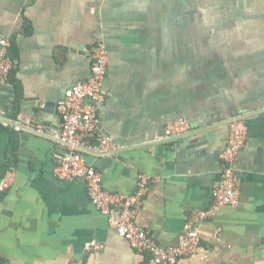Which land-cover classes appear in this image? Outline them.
Wrapping results in <instances>:
<instances>
[{
    "label": "crops",
    "instance_id": "1",
    "mask_svg": "<svg viewBox=\"0 0 264 264\" xmlns=\"http://www.w3.org/2000/svg\"><path fill=\"white\" fill-rule=\"evenodd\" d=\"M0 39L10 40L13 63L0 86V168L11 165L0 174V185L9 176L0 264L146 261L91 204L83 182L55 177L66 148L31 116L51 104L58 139L56 105L88 78L96 44L108 54L98 119L113 149L95 151L89 138L81 152L103 189L132 195L146 175L136 224L159 245H177L211 203L226 122L250 113L235 164L239 203L196 222L199 249L178 264H264V0H0ZM178 120L198 132L191 149L160 140ZM92 241L103 250L86 253Z\"/></svg>",
    "mask_w": 264,
    "mask_h": 264
},
{
    "label": "built area",
    "instance_id": "2",
    "mask_svg": "<svg viewBox=\"0 0 264 264\" xmlns=\"http://www.w3.org/2000/svg\"><path fill=\"white\" fill-rule=\"evenodd\" d=\"M10 48V40L0 39V86L6 84L13 69ZM90 61L88 78L66 90L56 105L60 121L58 139L63 143L66 152L55 168V177L59 180L83 182L91 204L107 218L109 226L136 254L146 257L144 264H178L181 259L196 254L199 249L201 237L194 224L213 220L222 207H236L239 203L240 182L235 164L246 143L247 123L242 119L228 124L227 142L220 154V175L213 184L212 200L208 208L190 218L185 224L184 236L177 245L161 246L144 228L136 224L137 212L150 184L148 177L139 176L137 191L132 195L109 193L103 189L102 175L87 165L80 150L86 144L84 140L89 138L96 139L97 146L93 147L95 151L106 153L113 149L110 139L101 134L98 119V109L106 100L102 84L106 75L108 54L102 44L94 45ZM193 131L194 128L187 121L178 120L167 125L160 140H177ZM8 179L9 176L5 175L0 185V193L9 188ZM219 233V230L215 231L216 238ZM101 250L103 245L94 241L84 246L86 253Z\"/></svg>",
    "mask_w": 264,
    "mask_h": 264
},
{
    "label": "water",
    "instance_id": "3",
    "mask_svg": "<svg viewBox=\"0 0 264 264\" xmlns=\"http://www.w3.org/2000/svg\"><path fill=\"white\" fill-rule=\"evenodd\" d=\"M33 107H35V106H33ZM31 116L34 117L38 122L42 123L43 126L51 128V130L48 133V140L50 142L57 141L63 145V143L59 139L53 138L56 135V130H55L56 128L54 126H52V124H50V121H52V105L51 104H46L44 107H41V105H38L36 107V109L32 112ZM250 116H251L250 113L245 114V115H241L239 117H236L235 119L229 120L228 122H226V124L228 125L233 120H242V119L245 120ZM0 121L5 122L3 119H0ZM197 133L198 132H192V133L188 134L187 136H184V137L177 139V140H186L185 145L191 149L194 146H196V143L187 144L188 139L191 136L196 135ZM37 134H39V133H37ZM39 135H41V134H39ZM177 140H171V141H177ZM80 150L82 151L83 149L81 148Z\"/></svg>",
    "mask_w": 264,
    "mask_h": 264
},
{
    "label": "trees",
    "instance_id": "4",
    "mask_svg": "<svg viewBox=\"0 0 264 264\" xmlns=\"http://www.w3.org/2000/svg\"><path fill=\"white\" fill-rule=\"evenodd\" d=\"M11 168L10 162L8 161L4 166L0 168V174L3 176Z\"/></svg>",
    "mask_w": 264,
    "mask_h": 264
}]
</instances>
